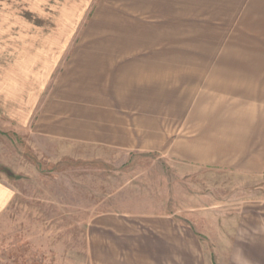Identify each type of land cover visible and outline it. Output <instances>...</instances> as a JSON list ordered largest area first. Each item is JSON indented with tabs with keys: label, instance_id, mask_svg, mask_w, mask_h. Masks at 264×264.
Listing matches in <instances>:
<instances>
[{
	"label": "rangeland",
	"instance_id": "374dc122",
	"mask_svg": "<svg viewBox=\"0 0 264 264\" xmlns=\"http://www.w3.org/2000/svg\"><path fill=\"white\" fill-rule=\"evenodd\" d=\"M121 1L0 0V264H130L129 245L158 243L143 228L114 233L113 213L169 214L191 227L194 235L167 237L188 246L179 264H264V175L248 180L50 129L80 114L72 67L78 54L112 51L107 5Z\"/></svg>",
	"mask_w": 264,
	"mask_h": 264
},
{
	"label": "crops",
	"instance_id": "0c3cea01",
	"mask_svg": "<svg viewBox=\"0 0 264 264\" xmlns=\"http://www.w3.org/2000/svg\"><path fill=\"white\" fill-rule=\"evenodd\" d=\"M107 7L103 40H114L117 50L77 55L80 114L50 129L248 180L264 175V0H122ZM228 40L244 41L228 47ZM112 217L114 233L122 224L130 235L143 228L158 241L129 245L130 264H179L188 246L167 237L194 235L169 214Z\"/></svg>",
	"mask_w": 264,
	"mask_h": 264
}]
</instances>
